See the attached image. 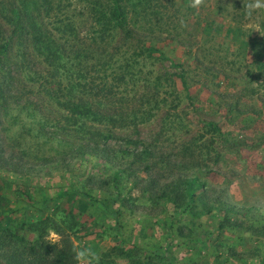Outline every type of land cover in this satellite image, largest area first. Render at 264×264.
Instances as JSON below:
<instances>
[{
  "label": "rangeland",
  "instance_id": "rangeland-1",
  "mask_svg": "<svg viewBox=\"0 0 264 264\" xmlns=\"http://www.w3.org/2000/svg\"><path fill=\"white\" fill-rule=\"evenodd\" d=\"M178 2L182 6V17L189 19L178 32L181 44L177 43L176 47L168 40L160 43L166 57L156 55L144 62L140 70L143 75L152 72L153 76L167 77L179 73L176 64L182 63L189 71L190 95L187 96L177 80L178 110L169 116L161 112L146 124L119 125L113 144L117 149L123 148L127 138L141 140L143 146H148L151 151L147 162L151 166L149 177L158 179L160 185L171 182L180 173L189 175L191 172L179 170L187 163L200 164L201 167L194 171L206 183V204L185 212L187 199L179 191L162 196L163 188L157 183V194L145 193V176H139L137 186L124 182L117 188L112 172L98 160L81 162V166L75 167L74 159L68 157L70 164L66 167L38 176L24 172L13 177L0 172V187L4 184L6 187L5 197L0 200L4 208L0 211H17L12 214L15 221L22 219V225H37L38 232L28 238L31 243H47L43 240L47 229L55 228L62 236V249L56 247L70 254L71 264H76L72 251L76 242L84 247L91 246L100 256L99 264H132L134 261L264 264V70L262 58L258 56L263 48L256 45L264 39V10L255 12L249 19L243 9V3L248 0H205V6L199 9L189 7L190 0ZM214 13H219L226 29L241 28L251 38L252 47L246 48L229 38L219 40L214 33L208 36L204 29L209 15ZM118 43L123 42L119 39ZM18 49L16 43H11L7 56L20 72L18 77L23 82V90L19 91L24 92L29 72L33 74L45 67L34 59L24 60L23 64ZM96 75L107 81L111 70H100ZM95 79L98 83V78ZM144 86L139 84L119 92L117 108L119 106L120 112H131L141 106L139 98L146 92ZM36 91L34 89L35 94L26 93L25 100L44 104L38 101ZM135 96L138 100L133 99ZM173 100L170 97L168 101L171 104ZM51 108V105L46 106V110ZM24 118L26 114L20 120L27 125L33 124L30 118ZM212 122L222 126L224 138L216 137L208 125ZM21 133V129H13L10 133L0 131L6 151L12 149L18 156L17 152L25 143L20 138L15 142L13 138ZM234 141L241 145L236 147ZM32 142L34 145L35 141ZM12 144L16 146L11 147ZM186 145L193 147L195 161L182 155V147ZM31 150L26 161L37 163L32 159L35 154ZM55 156L53 152L44 153L48 159H55ZM118 157L119 167L124 163H134V166L138 163L132 158ZM26 186L30 187L35 202L24 196L18 199L12 192L15 188L23 191ZM70 189L90 190L93 198L104 203L106 211L94 206L84 215L73 212L70 203L65 204L63 199ZM217 199L250 211L225 213L222 208L213 209L210 204ZM194 212H198L197 215ZM57 214L63 215L59 225L54 220ZM21 226L20 233L28 236L27 226ZM7 254L11 255L9 249L0 248L1 259L6 260L2 257ZM1 259V264H7ZM22 264L33 263L24 261Z\"/></svg>",
  "mask_w": 264,
  "mask_h": 264
},
{
  "label": "trees",
  "instance_id": "trees-1",
  "mask_svg": "<svg viewBox=\"0 0 264 264\" xmlns=\"http://www.w3.org/2000/svg\"><path fill=\"white\" fill-rule=\"evenodd\" d=\"M181 11L178 0H0V131L10 133L13 129H21L22 133L15 135L13 140L18 142L20 138L25 143L17 156L12 149L5 150V142L0 136V172L13 177L24 172H33L38 176L66 167L70 164L68 157L74 159L75 167L81 166V162L98 160L112 172L115 187L120 188L124 182L137 186L139 176H145L143 190L150 195L157 194L160 181L149 177V147L143 146L138 139L126 138V146L119 149L113 142L117 138L119 125H142L161 112L169 116L172 111H177L180 106L177 80L187 96L190 95L189 71L182 63L176 64L179 73L167 77L153 76L152 72L143 75L140 70L144 62L156 55L166 57L160 43L168 40L176 47L177 43L181 44L178 32L189 20H184ZM204 31L208 36L214 33L219 40L229 38L246 48L252 47L251 38L241 28L223 27L219 13L209 15ZM119 39L123 43H118ZM11 43L19 46L18 54H21L23 64L24 60L34 59L45 67L44 70L38 68L33 74L25 71L29 72V77L24 92L19 91L23 90V82L18 77L20 72L15 69L11 57L7 56ZM256 43L258 48H263L258 56L262 58L261 67L264 70V39ZM100 70H111L107 81L104 77L95 76ZM139 84L146 86L145 94L139 98L141 106L131 112H120L119 106L117 108L119 92ZM34 89L37 90L38 101H44V104L25 100L26 93L35 94ZM148 90L150 92L147 93ZM170 97L174 99L172 105L168 101ZM133 99L138 100L136 96ZM47 105L52 108L46 110ZM24 114V119L30 118L33 124L27 125L20 120ZM208 125L216 137L224 138L220 124L212 122ZM32 141H35L34 145ZM234 142L236 147L241 145ZM31 146L32 150L29 148ZM30 150L34 151L35 157L32 159L37 163L26 161L30 157ZM193 150L192 146L186 145L181 153L184 158L195 161ZM51 152L56 155L55 159L44 157V153ZM119 155L127 160L132 158L141 166L136 168L134 163H124L119 167L116 164ZM200 167L198 163H187L181 167L179 170L182 172L191 173H180L171 182L160 185L163 188L162 196L181 192L187 199L185 212L198 205L204 206L206 183L194 171ZM5 189V184L0 187V200L5 197ZM12 192L18 195V199L24 196L35 202L29 186L23 191L12 189ZM63 199L79 215L86 214L94 206L106 211L104 203L93 198L90 190L70 189ZM210 205L213 209H224L225 213L250 211L249 208L241 210L219 199ZM15 213L17 211L10 209L3 213L0 211V248L11 251V255L2 257L6 260L0 257L2 261L7 264H22L24 261L33 264H71L70 254L56 245L31 243L28 238L38 232L37 225H22V219L15 221L16 218L12 217ZM197 213L194 212L195 215ZM20 226H27L30 234L20 233ZM132 264L151 262L134 261Z\"/></svg>",
  "mask_w": 264,
  "mask_h": 264
},
{
  "label": "clouds",
  "instance_id": "clouds-1",
  "mask_svg": "<svg viewBox=\"0 0 264 264\" xmlns=\"http://www.w3.org/2000/svg\"><path fill=\"white\" fill-rule=\"evenodd\" d=\"M188 6L194 9H199L202 6H205V0H190ZM243 9L245 11V16L250 19L255 12L264 10V0H248L247 3H243ZM181 23L183 26V21ZM258 31L259 28L257 27V32ZM62 219V214H57L54 218L57 225L60 224ZM43 240L48 244L57 245L62 249V236L51 226L47 229V234ZM72 251L74 254L73 259L76 264H99L100 262L99 254L91 246L84 247L80 242H76L73 245Z\"/></svg>",
  "mask_w": 264,
  "mask_h": 264
}]
</instances>
